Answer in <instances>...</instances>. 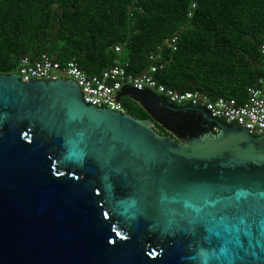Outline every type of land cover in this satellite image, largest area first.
I'll use <instances>...</instances> for the list:
<instances>
[{
    "label": "water",
    "instance_id": "1",
    "mask_svg": "<svg viewBox=\"0 0 264 264\" xmlns=\"http://www.w3.org/2000/svg\"><path fill=\"white\" fill-rule=\"evenodd\" d=\"M126 93L150 118L0 73V264H264V133ZM165 113L206 129L161 133Z\"/></svg>",
    "mask_w": 264,
    "mask_h": 264
},
{
    "label": "trees",
    "instance_id": "2",
    "mask_svg": "<svg viewBox=\"0 0 264 264\" xmlns=\"http://www.w3.org/2000/svg\"><path fill=\"white\" fill-rule=\"evenodd\" d=\"M263 42L264 0H0V73L17 71L24 54L33 60L46 52L88 74L116 64L136 74L153 53L162 63L155 77L166 87L243 101L245 88L264 76ZM122 94L126 112L150 118ZM154 124L181 138L206 129L187 114L176 126Z\"/></svg>",
    "mask_w": 264,
    "mask_h": 264
},
{
    "label": "built area",
    "instance_id": "3",
    "mask_svg": "<svg viewBox=\"0 0 264 264\" xmlns=\"http://www.w3.org/2000/svg\"><path fill=\"white\" fill-rule=\"evenodd\" d=\"M172 42L175 38L171 39ZM116 51L120 46H115ZM262 60L260 69L264 73V42L260 46ZM153 62L140 73L127 72L119 64L112 65L99 73L88 74L78 66L75 60L62 64L52 59L48 53L42 52L33 60L28 54L19 59L18 70L15 71L22 81L31 79H56L68 77L74 79L81 89L82 99L85 103L111 110L126 112L120 100L130 87L137 90H151L164 97L175 105H191L202 107L214 118L228 124H236L247 128L251 133L259 135L264 133V76L258 77V85H249L245 88V99L238 101L233 97L218 96L215 98L199 91H177L166 87L155 77V73L162 67V63H155L156 54H150ZM262 73V74H263Z\"/></svg>",
    "mask_w": 264,
    "mask_h": 264
},
{
    "label": "flooded vegetation",
    "instance_id": "4",
    "mask_svg": "<svg viewBox=\"0 0 264 264\" xmlns=\"http://www.w3.org/2000/svg\"><path fill=\"white\" fill-rule=\"evenodd\" d=\"M179 106V105H178ZM180 106H184V105H180ZM169 115L170 116H174L175 114H170V113H165L164 115L162 114H159L157 116V120L154 121V122H159V121H168V120H171V121H174L173 118H169Z\"/></svg>",
    "mask_w": 264,
    "mask_h": 264
},
{
    "label": "rangeland",
    "instance_id": "5",
    "mask_svg": "<svg viewBox=\"0 0 264 264\" xmlns=\"http://www.w3.org/2000/svg\"><path fill=\"white\" fill-rule=\"evenodd\" d=\"M123 99L127 102V101H129V99L130 100H133L132 98H130L128 95H126V96H123ZM134 101V100H133Z\"/></svg>",
    "mask_w": 264,
    "mask_h": 264
}]
</instances>
